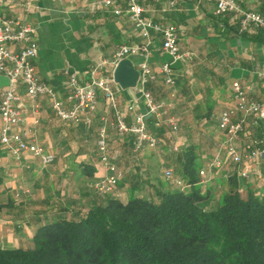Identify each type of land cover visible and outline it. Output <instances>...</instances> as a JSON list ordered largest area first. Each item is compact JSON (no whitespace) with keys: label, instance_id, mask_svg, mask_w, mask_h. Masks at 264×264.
<instances>
[{"label":"crops","instance_id":"1","mask_svg":"<svg viewBox=\"0 0 264 264\" xmlns=\"http://www.w3.org/2000/svg\"><path fill=\"white\" fill-rule=\"evenodd\" d=\"M169 1L141 0L140 4L146 18L157 23H171L180 29L179 50L190 55L180 60L178 67L172 66L175 83L168 84L160 72L164 62L173 64L176 61L163 50L161 33H153L147 53L127 58L139 72L141 64L147 62L152 72L149 80L168 90L165 96L155 94L154 100L163 103V120L174 117L177 121L176 131L165 125L175 138L173 145L159 143L154 148L134 151L133 135L120 134L111 125L114 113L101 92L96 109L83 114L81 120L74 123L55 114L48 96L30 97L25 84L20 83L15 104L22 120L14 127L15 132L53 152L56 158L51 164H44L33 153L16 158L0 142V202L5 205L0 212V247L31 246L35 228L43 219V212L50 210L52 204L88 202L97 195L94 183L104 174L97 146L102 118L107 121L108 145L122 173L121 178L134 172L133 180L142 181L153 171L157 177L165 179V170L174 168L172 150L192 147L199 169L208 166L224 139L219 127L222 112L232 110L233 120L240 117L235 109L232 82L240 81L247 86L250 99L260 101L264 98V76L261 75L264 73V31L254 26L240 30L236 14L227 17L217 14L214 0H175L174 5ZM236 1L247 10L264 15V0ZM94 2L22 0L14 4L1 0L0 14L35 26L39 49L32 62L37 75L56 91L66 106L72 104L68 87L71 75L89 80L92 66L102 64L95 77L110 79L125 121L131 124L135 112H141L150 132L155 117L147 110L140 75L134 85L126 86L114 78L115 50L122 44L143 41L127 13L128 1L113 0L114 6L121 9L120 14L112 7L97 8ZM10 47L16 49L13 44ZM7 85L5 81L0 82V106ZM130 105L135 106L134 111L128 109ZM252 122L253 116H249L236 141L241 151H245L246 145L253 146L261 136L264 122L255 125ZM244 171L250 173L248 178L242 175ZM263 173L261 161L236 163L224 156L220 170L208 171L210 179L203 190L215 201L227 190L230 176L235 175L240 190L254 189L263 193ZM131 184L134 183L125 181L116 191L131 194Z\"/></svg>","mask_w":264,"mask_h":264},{"label":"trees","instance_id":"2","mask_svg":"<svg viewBox=\"0 0 264 264\" xmlns=\"http://www.w3.org/2000/svg\"><path fill=\"white\" fill-rule=\"evenodd\" d=\"M144 90L153 98L168 91L153 80ZM165 125L152 122L150 133L172 146ZM172 151V179L150 171L134 181L130 172L117 187L130 181L131 194L95 189L88 202L54 203L32 245L0 247V264H264V192L240 190L232 175L211 201L193 148ZM4 206L0 202V212Z\"/></svg>","mask_w":264,"mask_h":264},{"label":"built area","instance_id":"3","mask_svg":"<svg viewBox=\"0 0 264 264\" xmlns=\"http://www.w3.org/2000/svg\"><path fill=\"white\" fill-rule=\"evenodd\" d=\"M1 1V0H0ZM18 4L22 0H8ZM97 8H113L116 14L121 13V9L114 6L113 0H94ZM127 13L134 26L143 37L140 44H122L114 53L112 63L117 64L123 58L132 54L147 53L149 43L153 33H161L162 48L170 54L174 60H186L190 53L180 52L179 34L180 29L174 24L157 23L143 15L144 7L141 0H127ZM216 13L219 15L234 12L239 18L240 30H247L252 26L264 28V15L243 8L236 0H214ZM170 5L175 4V0L169 1ZM36 28L31 23L23 22L19 19L7 18L0 14V74L9 79L7 88L3 93L0 106L2 124L0 125V142L3 143L10 153L20 158L24 153H33L39 156L44 164H51L56 155L36 142H29L15 132L14 127L22 120V115L15 102L18 99L17 89L20 83L25 84L30 97L40 95L48 96L51 99V106L57 116L63 120L78 123L83 114L96 109L98 104V94L101 92L107 101L109 108L114 113V126L120 134L133 135V150L141 152L149 148H154L160 143L159 139L148 131L145 115L135 112L133 121L128 124L124 115L118 107L114 91L107 77H95V72L102 64L94 65L91 68V78L81 80L77 75L72 74L68 80L69 98L71 106H66L56 94V91L47 83L40 80L37 75L35 65L32 60L37 56L39 45L35 39ZM11 44L16 46L12 49ZM160 72L164 74L165 81L173 85L175 77L173 75L172 63L164 62ZM264 76V73L261 74ZM152 77L150 66L147 62L141 64L140 82L142 86ZM264 87V83H263ZM231 91L235 102V109L240 113L238 120H233V111L222 112L219 127L224 132V139L219 143L217 152L209 161L206 168L200 169L202 183H207L210 179L208 171L220 170L224 164V156L232 158L236 163L246 161L248 163H264V126L261 136L254 145H246L245 151H241L236 146L239 134L243 131L244 125L249 116H253L252 124L264 122V98L260 101L250 99L247 86L240 81L231 84ZM143 98L149 113L155 117L154 124L159 126L166 123L173 131L178 128L174 117L162 119L163 103L154 100L152 95L142 89ZM130 111L135 110L134 105L128 106ZM103 124L99 127L97 146L98 155L103 162L104 174L94 183V187L101 193L115 191L121 178V171L114 162V155L108 145V132L106 118H102ZM173 149H177L173 146ZM245 178L250 176L248 171L242 172ZM258 175H262L258 172ZM264 175V173H263ZM166 179L173 178V170L168 168L164 172ZM264 178V176H263Z\"/></svg>","mask_w":264,"mask_h":264},{"label":"water","instance_id":"4","mask_svg":"<svg viewBox=\"0 0 264 264\" xmlns=\"http://www.w3.org/2000/svg\"><path fill=\"white\" fill-rule=\"evenodd\" d=\"M181 64L180 60H176L172 66L178 67ZM140 72L134 67L131 60L129 58H123L115 66L114 69V78L117 82L122 85H134L138 78ZM5 81L7 84L9 83V79L6 76L0 75V82Z\"/></svg>","mask_w":264,"mask_h":264},{"label":"rangeland","instance_id":"5","mask_svg":"<svg viewBox=\"0 0 264 264\" xmlns=\"http://www.w3.org/2000/svg\"><path fill=\"white\" fill-rule=\"evenodd\" d=\"M117 193H118V191H117ZM30 238V235H28V239Z\"/></svg>","mask_w":264,"mask_h":264}]
</instances>
